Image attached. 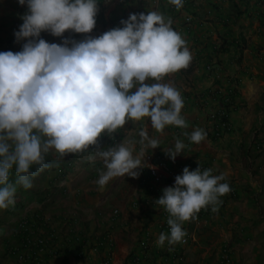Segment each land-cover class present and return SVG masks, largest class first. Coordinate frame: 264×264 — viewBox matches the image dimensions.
<instances>
[{
  "label": "crops",
  "instance_id": "1",
  "mask_svg": "<svg viewBox=\"0 0 264 264\" xmlns=\"http://www.w3.org/2000/svg\"><path fill=\"white\" fill-rule=\"evenodd\" d=\"M97 3L99 10L91 33L66 31L56 37L45 31L41 38L63 44L64 39L98 37L122 28L121 21L130 14L158 11L171 18L192 59L186 69L162 82H171L180 91L184 102L181 115L188 127L167 126L160 133L146 118L129 121L111 135L103 134L99 140L102 149L134 142L138 152L142 128L160 141L159 147L147 149L138 178L116 177L103 189L96 183L100 172L106 171L103 161L99 157L95 162L88 160L95 154L94 148L63 158L51 150L45 158L54 166L33 178L31 189L17 186L15 205L0 209V257L11 246L19 249V257L29 255L31 250L40 252L36 264H103L105 260L108 264H125L131 253L140 251V242L148 234L157 258L139 264H264V0H183L180 9L169 0ZM27 11V4L21 6L18 0H0V52H19L27 43V39L17 40L15 36ZM212 62L216 64L213 71L207 69ZM227 75L238 80L231 111L233 129L213 138L208 134L211 107L200 106V95ZM196 128L207 133L200 144L184 135ZM176 139L186 147L173 162L165 150L173 148ZM148 154L155 156L154 161L164 157L180 174L185 167L195 170L202 162L213 175L225 174L222 182L231 188L220 197L217 212L209 206L208 214L184 223L192 236L181 261L174 260L171 252L178 244L165 242L161 248L155 243L161 233L168 234L163 228L166 210L155 201L170 186L166 177L152 183ZM9 180L15 183L14 170ZM23 222L26 227L22 229ZM41 239L46 241L43 248L42 244L38 246ZM225 249L229 261L224 260ZM166 251L170 256L160 255Z\"/></svg>",
  "mask_w": 264,
  "mask_h": 264
},
{
  "label": "clouds",
  "instance_id": "2",
  "mask_svg": "<svg viewBox=\"0 0 264 264\" xmlns=\"http://www.w3.org/2000/svg\"><path fill=\"white\" fill-rule=\"evenodd\" d=\"M27 4L17 40L27 39L19 52H0V209L16 203L17 186L33 187L32 180L54 165L46 155L55 150L61 158L94 148L106 171L97 185L125 175L138 178L150 147L160 141L146 128L139 131L140 149L134 142H122L102 149L99 140L129 121H151L162 133L167 126L187 128L181 112L184 102L171 82V74L189 66L191 52L182 35L173 29L171 18L158 11L130 14L123 27L84 40L64 39L49 43L42 32L62 37L66 31L89 34L96 25L97 0H18ZM177 9L183 0H169ZM155 81V83H149ZM194 144L207 133L196 128L184 133ZM186 145L176 139L165 150L173 162ZM135 152V154H134ZM33 166L35 170H33ZM15 171V183L9 180ZM225 174L212 169L185 167L174 186L163 189L155 201L169 214L170 234L161 233L156 245H176L187 235L182 225L209 206L217 212L220 197L230 193Z\"/></svg>",
  "mask_w": 264,
  "mask_h": 264
},
{
  "label": "built area",
  "instance_id": "3",
  "mask_svg": "<svg viewBox=\"0 0 264 264\" xmlns=\"http://www.w3.org/2000/svg\"><path fill=\"white\" fill-rule=\"evenodd\" d=\"M215 65L216 64L213 62L209 63L207 65V69L213 71L216 69ZM237 88V77L233 75H227L224 80L216 82L215 86L212 89H209L206 93L204 92L200 95V106L203 108L211 107L208 113V117L210 120V128L208 134H210L211 137L219 138L222 135L232 131L233 121L231 119V111L234 107L235 98L237 97ZM147 159L151 162L149 166V174L152 178V183H160L164 181L166 177L168 180V185L174 186L175 177L181 174L169 165V161L160 156L156 157V161H154L155 156H153L152 154H148ZM199 166L202 171L207 169V166L202 162H198L196 168ZM209 212L210 208L207 207L205 209H202L196 215V217L206 215ZM168 219L169 214L166 212V219L163 222V228L167 231L168 234H170V226L167 224ZM185 226L186 225L183 223L182 227L186 231L187 235L184 237L183 242L178 243V247L174 248L173 251H171L174 260L181 261L183 259L184 247L189 244L192 236V233L189 230H186ZM20 227L23 229L26 227V224L23 222L20 224ZM45 243L46 241L41 239L40 241H38V246L42 244L41 248H43V245ZM140 244L143 247V253L145 257H147L151 249H153L148 234L143 240H141ZM226 251L227 250L225 249L224 260L229 261V254ZM39 253L40 252L31 250L29 255L22 254L21 257L25 258L29 262L31 261L36 264V262H38L39 260ZM140 261L141 259L139 257L135 259V262L137 264L141 263ZM103 264H108V261L105 260Z\"/></svg>",
  "mask_w": 264,
  "mask_h": 264
},
{
  "label": "rangeland",
  "instance_id": "4",
  "mask_svg": "<svg viewBox=\"0 0 264 264\" xmlns=\"http://www.w3.org/2000/svg\"><path fill=\"white\" fill-rule=\"evenodd\" d=\"M18 250L12 248L11 246L6 249L5 254H2L0 257V264H26L27 260L20 255L18 256ZM10 258V259H9ZM10 260V261H9ZM28 264H35L34 262H29Z\"/></svg>",
  "mask_w": 264,
  "mask_h": 264
},
{
  "label": "trees",
  "instance_id": "5",
  "mask_svg": "<svg viewBox=\"0 0 264 264\" xmlns=\"http://www.w3.org/2000/svg\"><path fill=\"white\" fill-rule=\"evenodd\" d=\"M139 250L140 251L138 253H135V252L134 253H131L129 255V257H128L127 262L125 264H128V262H129V264H137L135 262V259L137 257H139L141 259L140 262H142V261H150L152 259L155 260L157 258V256H155V249H151V251H150V253H149V255L147 257H145V255L143 253V247L141 246V244H140V249ZM160 255L170 256V251L163 252Z\"/></svg>",
  "mask_w": 264,
  "mask_h": 264
}]
</instances>
